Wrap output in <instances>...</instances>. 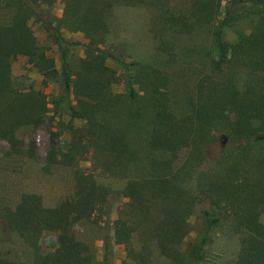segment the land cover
<instances>
[{
    "label": "trees",
    "instance_id": "obj_1",
    "mask_svg": "<svg viewBox=\"0 0 264 264\" xmlns=\"http://www.w3.org/2000/svg\"><path fill=\"white\" fill-rule=\"evenodd\" d=\"M55 2L63 6L56 25L48 13ZM144 2L14 0L13 13L7 19L3 13L9 1L0 0V141L17 154L21 143L16 133L28 126L37 127L43 120L42 95L19 90L10 77L11 61L24 56L43 78L58 80V103L66 106L71 119L83 123L85 136L77 142L81 144L84 139L87 144H96L104 173L112 180L135 182L129 199L116 208L110 222L112 205L125 190L112 188L105 195L94 175L83 176L77 168L73 170L82 185L81 215L84 219L97 214L104 218L101 264H111L112 245L127 244L134 234L151 238L164 258L179 260L178 245L189 232L186 220L195 211L206 232L226 224L237 236L238 253L230 264H264V224L260 220L264 159L251 153L252 147L264 144V9L251 13L257 4L245 7L242 0H226L217 21L214 16L218 8L211 0L194 1L188 15L160 10V20L176 33L189 35L199 28L204 30L215 54L194 83L187 113L176 116L155 96L159 95L155 82L163 80L159 72L150 69L148 73L146 66L128 73V67L109 50L113 45L107 43L106 15L115 6ZM250 14L249 30L233 31L234 40L227 41L226 35L235 23ZM207 18L210 20L206 22ZM30 20L39 24L56 48L58 71L31 34ZM61 28L81 33L87 40L82 45L84 58L75 68L67 61L69 44L61 37ZM106 59L124 70L123 102L144 101L152 111L143 126L139 109L117 113L120 100L116 102L119 98L109 88L118 77L104 66ZM143 82L144 87L135 89ZM116 117L123 125L113 122ZM134 128L142 129L143 134L132 141L129 131ZM215 133L224 134L230 145L220 150L212 164L207 161L206 149L215 142ZM56 158L57 152L48 150L47 163H58ZM201 205L204 207L196 210ZM74 220L66 200L44 208L37 196L27 194L0 214V225L29 246L34 247L42 232H55V247L46 255H37L33 264H90L87 250L69 230ZM205 237L196 245V253Z\"/></svg>",
    "mask_w": 264,
    "mask_h": 264
},
{
    "label": "rangeland",
    "instance_id": "obj_2",
    "mask_svg": "<svg viewBox=\"0 0 264 264\" xmlns=\"http://www.w3.org/2000/svg\"><path fill=\"white\" fill-rule=\"evenodd\" d=\"M7 10L3 16L12 15L14 0H8ZM196 0H145L142 5L115 6L111 13L106 15L107 43L113 48L109 50L116 55L127 67L128 73H134L140 67L158 71L163 78L155 84L159 95L155 96L176 115L187 113V101L191 97L194 83L198 76L206 71L214 50L210 37L202 30L184 35L170 29L168 24L160 20L161 12L188 15L192 4ZM213 7L218 8L215 21L222 17V7L226 0H211ZM245 7L253 4L251 13L264 9V0H242ZM217 5V8H216ZM62 4L55 2L48 8L49 18L54 25L61 17ZM161 10V12H160ZM250 12V11H249ZM251 14L242 17L226 40L232 42L236 32H247L250 26ZM210 19H206V22ZM31 34L37 44L45 51V55L53 60L54 68L59 69V58L56 48L47 40L45 32L39 24L28 21ZM61 37L69 44L67 61L71 68H75L78 60L84 58L83 48L87 40L81 33H71L60 29ZM164 44L160 47V44ZM168 60V61H167ZM104 66L115 73L118 81L110 85L109 92L118 96V112L139 109L140 123L143 124L152 115L144 101L139 104L124 103L125 92L124 70L111 59L104 61ZM10 77L16 88L21 91H35L42 95L45 102V111L42 123L37 127H25L16 133L21 146L19 152H11L4 142L0 141V214L5 208H11L24 195H34L40 200L42 207H56L61 201L69 203L74 221L69 227L76 241L81 243L90 256V264H101L100 233L101 214L84 219L81 215L82 185L73 176L74 168L82 175H94L100 190L107 195L112 188L125 190L124 196L116 200L111 208L109 221L115 218V210L131 195L134 183L127 180H112L102 169L100 154H97L96 144L85 143L81 146L78 139L85 136L83 123L68 116L67 108L58 103L60 98V83L57 79L43 78L33 68L26 57L16 56L10 63ZM144 81V80H141ZM145 82L135 89L144 87ZM70 98V105L73 102ZM57 103V104H56ZM56 104V105H55ZM55 105V106H54ZM113 122L123 125L118 117ZM118 127V126H117ZM143 134V130L134 128L129 131L132 141ZM215 142L206 149L208 162H213L220 150H226L230 143L222 133H215ZM234 147V146H233ZM57 152L56 164H48V150ZM253 157L264 159V144L251 148ZM77 165L75 167L74 162ZM212 164L210 166H212ZM264 164V162H263ZM264 169V165H263ZM249 172H253L250 169ZM253 174V173H252ZM204 207L198 206L196 210ZM264 224V208L260 217ZM189 232L178 245L179 257L172 261L159 255L151 238L137 235L126 244H113L111 247V264H230L238 253L237 236L226 224L207 231L202 219L195 211L187 220ZM264 226V225H263ZM205 242L196 253L195 247L203 235ZM109 235L112 239V230ZM264 240V230H263ZM56 234L51 231L42 232L33 246L10 233L0 225V264H33L37 255H46L55 247ZM41 262V260L39 259Z\"/></svg>",
    "mask_w": 264,
    "mask_h": 264
}]
</instances>
